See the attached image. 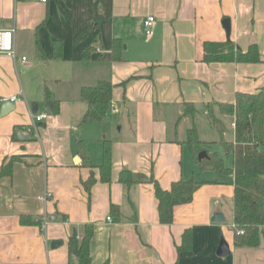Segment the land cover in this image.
I'll return each instance as SVG.
<instances>
[{
  "label": "crops",
  "instance_id": "crops-1",
  "mask_svg": "<svg viewBox=\"0 0 264 264\" xmlns=\"http://www.w3.org/2000/svg\"><path fill=\"white\" fill-rule=\"evenodd\" d=\"M149 16L152 36L144 28ZM8 29L16 59L0 54V100H21L0 115V170L12 157L21 160L0 179V264H80L69 239L75 231L83 237L87 226L94 227L91 264H264V233L256 248L234 245V175L204 169L186 144L192 127L207 144L208 106L220 120L231 118L226 141L235 142V119L218 104L264 88V0H0V30ZM228 41L244 53L256 46L262 62L203 61L205 43ZM88 46L94 49L84 59ZM102 81L114 86L116 111L100 124L84 122L81 91ZM48 101L59 112L39 124L37 137L30 110ZM104 141L112 147L110 183L99 169ZM214 146L207 154L231 169L233 155ZM124 170L163 190L192 179L201 187L163 225L154 185L127 187L119 180ZM91 174L97 183L89 195L83 182ZM216 213L224 223L212 221ZM23 216L34 223L22 224ZM187 230L192 249L179 253ZM55 241L61 245L52 248ZM222 241L225 257L217 254Z\"/></svg>",
  "mask_w": 264,
  "mask_h": 264
},
{
  "label": "trees",
  "instance_id": "trees-1",
  "mask_svg": "<svg viewBox=\"0 0 264 264\" xmlns=\"http://www.w3.org/2000/svg\"><path fill=\"white\" fill-rule=\"evenodd\" d=\"M119 42H115L117 45ZM115 48V47H114ZM88 46L83 53V58L88 59L93 51ZM114 57L119 60L114 50ZM205 63H261L260 52L256 46L250 47L244 53L232 45L231 41L226 43L207 42L204 45ZM126 83V82H125ZM124 83V85H125ZM114 86L107 81L100 82L94 87H85L81 91V98L87 104L84 122L100 124L105 114L111 109L113 101ZM220 112L224 116L235 119V142H227L224 139L227 128L222 120L216 117L213 108H209V119L220 133L221 144L227 154H232L234 163L231 169L226 168L224 161L216 154H208L207 159L199 160L202 141L198 131L192 127L187 132L186 144L197 158L198 163L204 169H211L222 174L234 175V245L236 247L256 248L261 244L264 229V88L254 94L238 93L234 104H218ZM53 114L59 112V105L52 107ZM20 157H12L5 161L0 170V179L11 177L13 166ZM101 181L111 182L112 175V147L110 141L103 144V163L99 167ZM120 183L131 187L136 183L149 182L154 185L156 198L158 200V213L160 223L172 225L174 222V211L176 207L193 202L201 183L196 180L178 181L172 184L170 190H163L158 182L144 175L134 176L130 171L124 170L120 174ZM97 183L94 174L83 182V186L91 194L92 187ZM112 212L118 210L116 206L111 207ZM21 222L24 225L34 223L30 217L23 216ZM94 235V227L87 226L82 239H79L75 231L69 239V253L79 259L80 264H91V240ZM192 249V233L187 230L183 235V242L178 247L179 253ZM105 264H110L108 261Z\"/></svg>",
  "mask_w": 264,
  "mask_h": 264
},
{
  "label": "built area",
  "instance_id": "built-area-1",
  "mask_svg": "<svg viewBox=\"0 0 264 264\" xmlns=\"http://www.w3.org/2000/svg\"><path fill=\"white\" fill-rule=\"evenodd\" d=\"M42 2H46V0H42ZM155 24V17L149 16L145 22H144V28L147 36H152L154 34L153 27ZM13 30H0V54H4L8 57H11L13 59H16V53L13 46ZM26 58H22V62H25ZM21 99L19 97H13L10 99L11 102L16 103L17 101H20ZM111 111H116V108L114 105L111 106ZM30 116L32 118V125L29 129L30 133H33L34 135L38 136V128L39 124L43 123L45 120H47L49 116V112H37L34 113L32 110H30ZM235 127V125H234ZM49 196L46 195L43 199L47 200ZM108 221L111 222V218H108ZM48 218L45 217L43 220V229H45L48 225ZM82 237L79 236V239Z\"/></svg>",
  "mask_w": 264,
  "mask_h": 264
},
{
  "label": "water",
  "instance_id": "water-1",
  "mask_svg": "<svg viewBox=\"0 0 264 264\" xmlns=\"http://www.w3.org/2000/svg\"><path fill=\"white\" fill-rule=\"evenodd\" d=\"M223 25H224V28H225V30L227 32V35L230 36V33H231L230 21L229 20H225ZM52 106H53V102L52 101H48L46 103L45 107H44V110L49 112V113H52ZM14 110H16V104L14 102H11L10 100H7V101L0 100V115L1 116H6L9 113L13 112ZM33 112L37 113L38 112V107L35 106L34 109H33ZM18 136L22 140H28L29 139L28 137L24 136L21 132H18ZM208 157L209 156H208L207 152H205V151L200 152V154L198 155V159L200 161L203 160V159H207ZM212 221L214 223H224L225 222V217L221 213H216L213 216ZM60 245H61V242L55 241L52 244V248H57ZM217 254L220 257H225V256H228L230 254V248L224 241H222L220 243V246L218 248Z\"/></svg>",
  "mask_w": 264,
  "mask_h": 264
},
{
  "label": "rangeland",
  "instance_id": "rangeland-1",
  "mask_svg": "<svg viewBox=\"0 0 264 264\" xmlns=\"http://www.w3.org/2000/svg\"><path fill=\"white\" fill-rule=\"evenodd\" d=\"M43 111L45 110L43 109L40 110V112H43ZM230 119L231 118L223 119V122L227 128V133L224 139L227 141L232 140V136H233L232 130L229 129L231 125ZM202 134H203L202 138L204 139V141H206L207 144H202L201 152L203 151L213 152L214 151L213 147H215L214 145H221V136H220L219 131L214 126L210 125L207 118L202 121ZM202 149H205V150H202Z\"/></svg>",
  "mask_w": 264,
  "mask_h": 264
}]
</instances>
